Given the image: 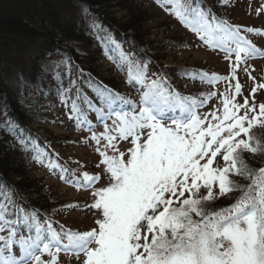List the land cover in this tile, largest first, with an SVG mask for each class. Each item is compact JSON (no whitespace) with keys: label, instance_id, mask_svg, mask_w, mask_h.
I'll return each mask as SVG.
<instances>
[{"label":"snow or ice","instance_id":"obj_1","mask_svg":"<svg viewBox=\"0 0 264 264\" xmlns=\"http://www.w3.org/2000/svg\"><path fill=\"white\" fill-rule=\"evenodd\" d=\"M157 3L230 61L228 76L187 69L182 75L210 85L229 81L226 90L181 95L162 73L149 77V59H138L122 48L119 59H110L121 71L127 66V82L138 93V101L89 77L94 99L90 98L72 78L74 64L67 55L46 65L42 71L55 81L56 97L78 130L92 132L90 139L97 144L101 138L107 141L105 149H115L117 138H131L132 147L126 159L124 152L109 156L97 149L109 179L107 186L94 188L99 174L77 175L66 167L57 171L51 157L18 131V125L5 122L4 129L34 162L77 190L93 189V202L84 207L95 209L97 218L96 227L88 231L54 227L47 214L41 220L38 209L17 204L15 186L0 179V233H6L0 234V264H59L60 253L75 257L78 264H264V166L254 169L244 157L264 154V143L254 135V129H264V102L256 103L264 79L255 81L247 63L264 57V51L241 34V26L218 17L205 0ZM260 12L264 5L257 9ZM98 27L95 22L90 25L94 31ZM243 32L264 35L250 27ZM99 38L106 47L116 46L110 36ZM238 69L253 81L247 96ZM35 88L39 96L51 94ZM217 96L219 104L200 115L197 110ZM100 123L104 132L97 134L93 129ZM231 193L239 195L228 206L209 207Z\"/></svg>","mask_w":264,"mask_h":264},{"label":"trees","instance_id":"obj_2","mask_svg":"<svg viewBox=\"0 0 264 264\" xmlns=\"http://www.w3.org/2000/svg\"><path fill=\"white\" fill-rule=\"evenodd\" d=\"M142 1L0 0V179L14 184L16 192L23 197L22 202L30 207L53 215L51 208L58 203L49 202L55 197L48 195L41 183L31 182L23 171L29 165L28 160L18 157L20 150L8 137L4 129L5 122L26 124L24 119L29 122L37 120L32 116L34 107H38L36 113L39 114L43 100L55 97L54 89L57 87L51 76H46L42 69L53 61L63 59L65 55L74 64L72 78L78 79L83 92L94 99L87 79L93 75L102 79L100 58H110L116 54L113 47H106L104 40L99 37L110 36L115 39L119 38V32L131 31L135 46L143 49L144 54L158 59L153 46L155 41L149 39L147 32L151 19L142 10ZM153 1L157 3V0ZM111 9L123 13L118 21L109 17ZM93 22L99 26L95 31L90 28ZM138 47V54L144 55ZM78 70H82L83 75L78 77ZM104 81L109 86L117 85L114 79ZM35 86L51 94L39 96ZM64 86L67 87V81ZM259 140L264 143V136L259 137ZM244 157L254 169L264 166V154L245 153ZM16 178L19 181L14 183L13 179ZM233 179L247 183L239 177ZM238 195L231 193L209 207H226Z\"/></svg>","mask_w":264,"mask_h":264},{"label":"rangeland","instance_id":"obj_3","mask_svg":"<svg viewBox=\"0 0 264 264\" xmlns=\"http://www.w3.org/2000/svg\"><path fill=\"white\" fill-rule=\"evenodd\" d=\"M207 1L210 2V0ZM233 1V8L222 9L225 16H227L230 20L238 25L242 24L247 27H264V12H260L259 14L257 13V9H259L261 5H264V0ZM141 7L143 11L147 12L148 17L151 19L148 22V25H150V29H148L147 32L149 34V39L158 42L153 43L154 47L157 48L158 56H162L160 64L165 67V72L173 78L174 82L178 86L182 88L184 85L180 84L181 82H179L175 78L176 70L181 68L182 66H194L202 67L208 70H214L216 73H218L217 75L220 76H228L230 74V61L225 59V55L220 57L217 54L210 52L208 46L205 47L204 41H202L198 36L197 41L203 45L204 49L195 48V43L194 41H192L191 35L189 33H184L181 29H179V25L174 24L175 22L170 20L169 16L166 14V11L163 12L152 3H149L147 1L145 3H141ZM122 15L123 13L119 10H109V17L114 18L116 21H118ZM167 16L168 20H170L172 24H169L167 22ZM254 37L256 38L257 47L264 51V37H261L259 35H254ZM178 42H185V44L188 45L189 48H186L185 46L182 47ZM161 46H163V49L159 50V47ZM195 53H199L201 55L200 58H195ZM232 60H234V56L232 57ZM109 63V61L104 60L103 65L100 64V70L102 73H104L103 75L107 78L113 77L118 81H123V78H125L124 81L127 87L126 91L128 92V96L131 100L138 101L139 95L136 90L134 88L132 90H128L129 83L127 82V72H125L126 76H124L123 74H121V72L117 71L116 66ZM247 63L252 66L249 71L251 72V76L255 81H261L262 79H264V58L258 59L256 57L250 59ZM237 77L244 85L243 94L247 96L253 81L249 80L248 74L243 72L241 69L237 70ZM229 83V81H220L215 85H212L214 88L213 91H216L217 93L223 92L226 90ZM231 83L234 84L235 81H231ZM186 85L189 86L188 84ZM190 89L192 90V88ZM260 102H264V90H260L256 94V103L259 104ZM218 104L219 96L214 97L212 103H210V105L206 107L200 113V115L210 112L211 110H213V107ZM59 106L61 105L59 104ZM57 109H59V107H57ZM60 113H62L63 115H61ZM58 115L64 117V113L61 111L56 112V116ZM60 119H55V121L58 120L62 122L63 120ZM64 121V125H62V123L60 122H56V124L48 122L46 123V125H43V128L37 127L35 125H33L32 127H34L40 134H45L44 132L48 133L52 138H54V136L59 137L61 135H68V138H74V136H76V133L80 134L81 141L87 144L83 145L81 141H78L79 145L75 144V146H71V149H66L65 152L68 155L74 154L73 157L75 158L73 160V166L75 167L77 173L80 174L81 172H88L89 174H99L101 176V179L94 186V188L107 186L109 176L104 172L105 166L100 163L102 157L99 155L97 149L99 148L100 151H106L107 155L109 156L118 155L120 152H124L126 159L128 154L127 150L132 147L131 138H129L128 140H121L117 138L114 142L115 149H105V144L107 143V141L101 138V142L97 144L95 141L90 139L92 132L83 129L78 130L75 125L69 126L67 117ZM107 123L109 127H111L112 121L109 120ZM93 131L97 134L103 133L104 125L99 126L97 129H93ZM114 135H116V133H114ZM60 143H58V145H60ZM18 157L25 159L20 154H18ZM23 171L27 173V176H29L31 182L41 183L47 194L55 197L54 200L53 198L49 199V202L56 201L58 203V205L55 207V212L60 213V217L64 220V222L60 225H63L66 229H69L71 227L73 230L80 232L87 231L92 229L93 227H96V210L84 207L85 205H90L93 202V189H89L86 191L77 190V188L73 187L72 185L61 181L54 171H50L49 168L43 164L35 163L32 167H30L29 165L28 167L25 166V169ZM16 181H19V178H16L15 180L13 179L14 183ZM222 198L224 197H221L216 201L222 200ZM69 204H78L81 207L79 209L64 207L65 205ZM43 259L46 260L47 256H44ZM59 264H78V262L76 261L75 257H72L70 259L68 256H66L59 259Z\"/></svg>","mask_w":264,"mask_h":264},{"label":"bare ground","instance_id":"obj_4","mask_svg":"<svg viewBox=\"0 0 264 264\" xmlns=\"http://www.w3.org/2000/svg\"><path fill=\"white\" fill-rule=\"evenodd\" d=\"M167 20H168V16H167ZM167 22H168L169 24H172L170 20H168ZM178 43H179V42H178ZM183 44H185V42H183ZM136 46H137V45H136ZM136 46H135V47H136ZM137 47H138V46H137ZM137 47H136V49H137ZM138 48H139V47H138ZM139 50H140L142 53H144V52H143V49L139 48ZM200 56H201V55H200L199 53H195V54H194V57H195V58H200ZM24 121L26 122L27 126L31 125V123L29 122L28 119H26V120L24 119ZM13 123H15L16 125H18V126H19V127H18L19 129H25V128H27V127L25 126V124H23V123H21V122H13ZM27 132H28V130L25 131L26 134H27ZM6 151H7V150H6ZM6 153H7V152H6Z\"/></svg>","mask_w":264,"mask_h":264}]
</instances>
